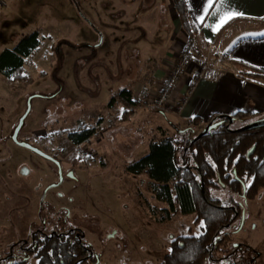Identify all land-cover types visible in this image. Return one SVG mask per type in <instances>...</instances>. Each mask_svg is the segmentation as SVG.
Segmentation results:
<instances>
[{"label":"rangeland","instance_id":"rangeland-1","mask_svg":"<svg viewBox=\"0 0 264 264\" xmlns=\"http://www.w3.org/2000/svg\"><path fill=\"white\" fill-rule=\"evenodd\" d=\"M104 1L0 0V52L13 48L22 36L35 31L40 39L37 50L25 60L20 80L8 81L0 75V150L5 151L0 161L7 157L2 154H7L8 166L50 165L10 141L30 101L19 141L37 146L65 167L76 170L81 185L72 196L80 203L79 220L75 222L86 232L90 228L101 229L106 246L98 236L89 235L95 238L94 247L101 252L100 264H162L174 240L199 236L203 225L195 222V215L183 216L178 211L168 217L163 212L168 206L154 199L149 179L145 175L127 174L125 166L145 155L150 142L177 139L178 131L188 128V124L170 125L169 119L162 116L179 112V105L170 100L171 90L165 86L180 58L188 55L176 84L194 54H197L195 65L203 71L212 67L213 61L201 52H193L194 35L187 33L178 21L176 33L183 31L188 38H178L177 49L170 51L169 41L157 40L169 67L159 90H153L149 76L158 60L139 61L141 53L124 44V34L119 29L121 17L114 20L119 22L111 23L99 6ZM162 2V8L173 11L171 0ZM95 32L104 35L101 44ZM122 49L130 57L128 79L122 70L125 67ZM111 75H116L117 80L124 75L125 84L115 80L113 84ZM121 85L124 88L118 90ZM122 90L131 95L134 101L131 108L118 97ZM257 120L236 121L234 128ZM206 126L200 123L194 134ZM82 127L93 129V136L83 144H72L68 134ZM31 181L34 187L39 179ZM211 196L222 206L229 205L226 191H212ZM246 213L248 220L243 229L228 236L225 249L217 251L215 258L224 255L229 243L245 244L240 256L250 259L251 248L258 253L256 264H264V188L247 202Z\"/></svg>","mask_w":264,"mask_h":264},{"label":"trees","instance_id":"trees-1","mask_svg":"<svg viewBox=\"0 0 264 264\" xmlns=\"http://www.w3.org/2000/svg\"><path fill=\"white\" fill-rule=\"evenodd\" d=\"M171 2L182 28L195 35L196 28L184 0ZM39 45V34L35 31L22 36L13 48L2 50L0 75L8 81L20 80L25 60ZM249 70L245 76L264 81V69ZM118 97L127 108L134 105L127 91H120ZM252 119L255 118L247 113H239L229 124L226 116H214L207 125L215 127L199 135L194 131L201 122L194 118L187 123L188 128L178 131L177 139L150 142L145 155L125 166L127 174L145 175L149 179L154 199L168 206L163 210L168 217L178 211L183 216L195 215V222L203 225L199 236L174 240L162 264H216L219 247L238 228L234 225L232 206L239 210V202L253 200L264 188V127L243 132L238 131L243 126L234 128V122ZM93 134V129L82 127L67 138L72 144L80 145ZM217 190L228 193L229 205L222 206L212 198V191ZM51 249L49 246L41 253L39 264H61L58 252L53 250L51 254ZM229 262L222 261V264Z\"/></svg>","mask_w":264,"mask_h":264},{"label":"crops","instance_id":"crops-1","mask_svg":"<svg viewBox=\"0 0 264 264\" xmlns=\"http://www.w3.org/2000/svg\"><path fill=\"white\" fill-rule=\"evenodd\" d=\"M162 1L167 0H106L99 4L111 23L119 22L114 20L121 17L119 29L124 34V44L141 53L140 62L158 60L157 67L150 71L149 76L150 87L156 91L169 67L168 61H164L161 55L157 40L161 41L162 38L164 42L169 41L170 51L177 49L178 38H188L182 34L183 31L176 33L179 21L176 11L173 7V11L168 8L167 12L166 7L162 8ZM184 2L190 21L196 28L193 52L203 53L213 64L203 71L195 65L197 54L192 56L180 81L172 86L170 92V100L179 105V112L169 116L161 113L164 119H169L170 125H183L197 118L201 125H205L214 116L234 117L239 113H247L256 119L264 118V81L244 75L251 68L264 69V35H261L264 34V0H212L213 6L207 14L204 12L207 0ZM93 9L95 11V7ZM225 13L236 15L214 32L219 17ZM201 16H205L203 21ZM86 23L89 27L92 24L90 21ZM95 33L101 44L104 35ZM124 52L122 49L125 64L122 70L128 79L130 57ZM124 75L120 77L121 80H117L116 75H111L110 79L113 84L115 80L123 85ZM121 87L118 90L124 88Z\"/></svg>","mask_w":264,"mask_h":264},{"label":"flooded vegetation","instance_id":"flooded-vegetation-1","mask_svg":"<svg viewBox=\"0 0 264 264\" xmlns=\"http://www.w3.org/2000/svg\"><path fill=\"white\" fill-rule=\"evenodd\" d=\"M10 141L17 145L12 137ZM31 146L52 158L49 160L28 149L49 163V166H8L7 154H2L7 157L0 161V264H39L41 253L49 246L52 247L51 254L58 252L57 258L61 264H65V261L69 264H100L101 252L95 249V238H90L89 235L98 236L100 243L106 246L101 229L90 228L86 232L75 222V219L79 220L80 203L72 196L81 185L76 170L65 167L59 159L37 146ZM4 152L0 150V155ZM18 167L21 168L19 171ZM43 167L48 171H44ZM36 177L39 181L33 187L31 180ZM247 202H239V210L232 206L236 218L234 225L238 228L228 236L243 229L248 220ZM89 216L90 219L94 217ZM225 242L227 239L219 247L220 251L225 249ZM246 246L229 243L224 255L220 259L215 258L216 264L228 260L229 264H256L258 253L251 248L250 259L240 256L241 250Z\"/></svg>","mask_w":264,"mask_h":264},{"label":"water","instance_id":"water-1","mask_svg":"<svg viewBox=\"0 0 264 264\" xmlns=\"http://www.w3.org/2000/svg\"><path fill=\"white\" fill-rule=\"evenodd\" d=\"M30 108H31V105H30V101H27V110L25 112V114L19 119V122L13 132V136H12V140L19 146L21 147H24V148H27L29 150H32L34 151L35 153L49 159V160H52V158H50L49 156L45 155L44 153H42L41 151H39L38 149L32 147L31 145H29L28 143H25V142H20L18 141L17 139V134L18 132L20 131L22 125H23V122L26 118V116L28 115L29 111H30ZM228 119V122L229 124H231L234 120V117H227ZM215 126H211V125H207L200 133L199 135L201 134H205L207 132H209L211 129H213ZM261 127H264V118H261L257 121H254V122H251L243 127H241L240 129H238L239 132H243V131H251V130H255V129H258V128H261Z\"/></svg>","mask_w":264,"mask_h":264},{"label":"snow or ice","instance_id":"snow-or-ice-1","mask_svg":"<svg viewBox=\"0 0 264 264\" xmlns=\"http://www.w3.org/2000/svg\"><path fill=\"white\" fill-rule=\"evenodd\" d=\"M213 6L212 0H207V7L204 9V12L207 14L209 12V9ZM236 14L233 13H225L219 17V21L216 24V26L213 28V31H218L220 27H222L224 24H226L229 20L233 18V16ZM201 21L205 19V16L200 17ZM264 35V34H261Z\"/></svg>","mask_w":264,"mask_h":264},{"label":"built area","instance_id":"built-area-1","mask_svg":"<svg viewBox=\"0 0 264 264\" xmlns=\"http://www.w3.org/2000/svg\"><path fill=\"white\" fill-rule=\"evenodd\" d=\"M187 54H185V55H183L181 58H180V60H179V62H178V65H177V68H176V70H175V72H174V75L172 76V79H169L168 81H167V85L165 86V88L166 89H169V90H171V88H172V86H174V84H175V81H177V79H178V76H179V74H180V71L182 70V68H183V66L185 65V62H186V58H187ZM167 91V90H166ZM167 97V96H166ZM165 96L163 97V98H166Z\"/></svg>","mask_w":264,"mask_h":264}]
</instances>
